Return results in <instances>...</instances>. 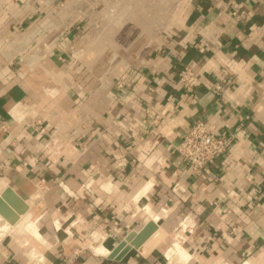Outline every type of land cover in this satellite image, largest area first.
<instances>
[{
    "label": "crops",
    "instance_id": "0c3cea01",
    "mask_svg": "<svg viewBox=\"0 0 264 264\" xmlns=\"http://www.w3.org/2000/svg\"><path fill=\"white\" fill-rule=\"evenodd\" d=\"M128 1L0 0V195L28 202L0 264H264V0ZM197 121L227 145L198 173Z\"/></svg>",
    "mask_w": 264,
    "mask_h": 264
},
{
    "label": "built area",
    "instance_id": "2783aa9c",
    "mask_svg": "<svg viewBox=\"0 0 264 264\" xmlns=\"http://www.w3.org/2000/svg\"><path fill=\"white\" fill-rule=\"evenodd\" d=\"M34 2L42 4L48 3L50 0H34ZM197 74L198 71L194 62L185 63L181 68L179 80L183 85L191 88ZM122 86V83L117 84V87ZM0 126L4 127L3 124ZM173 147L181 158L190 165L192 171L196 173L227 150L226 141L212 133L202 121H197L191 125L182 139ZM90 237L94 238L92 233Z\"/></svg>",
    "mask_w": 264,
    "mask_h": 264
},
{
    "label": "water",
    "instance_id": "95a60500",
    "mask_svg": "<svg viewBox=\"0 0 264 264\" xmlns=\"http://www.w3.org/2000/svg\"><path fill=\"white\" fill-rule=\"evenodd\" d=\"M8 200L12 204H14L18 209L15 210L9 203L6 201ZM27 209V203L10 187L7 186L4 188L0 195V215L9 221V223L13 224L18 219L19 212H24ZM157 229V224L153 221L149 220L145 223V225L138 231H130L126 234L125 238L120 241L108 254L109 258H114L116 260H120L123 255L129 251V249L134 246L138 247L139 243L152 231ZM160 232V231H158ZM161 237L162 234L158 233ZM153 240V239H152ZM151 240V242H152ZM157 240V239H156ZM129 242V243H127ZM150 242V243H151ZM156 242L150 245V248ZM149 248V249H150ZM149 249L143 250L146 253Z\"/></svg>",
    "mask_w": 264,
    "mask_h": 264
},
{
    "label": "bare ground",
    "instance_id": "6f19581e",
    "mask_svg": "<svg viewBox=\"0 0 264 264\" xmlns=\"http://www.w3.org/2000/svg\"><path fill=\"white\" fill-rule=\"evenodd\" d=\"M152 217H154L153 215H152ZM156 217H157V215H156ZM155 221V220H154ZM8 224H10V223H6L5 225H3V226H1L0 227V237H2V235H4L5 233H8V235L11 237V240L9 241V246L12 248V249H18L19 247H21V246H24L25 245V242H27V240L25 241V238L22 236V235H20V233H18L15 229H11V227H10V225H8ZM32 228V227H31ZM158 233H160V234H162L161 232H156V234H155V236H154V239L153 240H156V239H158L159 238V236L160 235H158ZM93 236H95L94 234H93ZM174 240H173V245H174V247H173V249L172 250H170L169 252H168V256H170L171 257V255L173 256H179V254L181 253V248H182V246H181V244H180V242L178 241V239L177 238H173ZM101 241H100V239H99V237H97V236H95L94 238H93V240L90 242L91 244H92V246H93V248H94V250L97 252V253H102V254H106L107 252H108V250H107V248L105 247V246H103L101 243H100ZM150 244V243H149ZM152 244V243H151ZM146 246V245H145ZM145 246L143 247V250H147L146 248H145ZM26 247V246H25ZM167 247V246H166ZM32 251V250H31ZM33 251H34V249H33ZM182 251H184V250H182ZM34 253H36V251L34 252ZM187 254V253H186ZM33 255V254H32ZM188 255V254H187ZM169 257V258H170ZM174 258V257H173ZM172 259V258H171ZM170 259V261H172ZM175 259V258H174Z\"/></svg>",
    "mask_w": 264,
    "mask_h": 264
},
{
    "label": "rangeland",
    "instance_id": "374dc122",
    "mask_svg": "<svg viewBox=\"0 0 264 264\" xmlns=\"http://www.w3.org/2000/svg\"><path fill=\"white\" fill-rule=\"evenodd\" d=\"M144 3H145V0H129L128 1V3L127 2H122V5H120L119 7H120V9H122L121 11L123 12V9L125 8V5H127L128 4V6L130 7V8H128V9H126L125 8V10L127 11L126 12V14L128 13V16H130L131 18H135L136 20H139V18H140V15H141V13H142V10H143V5H144ZM125 4V5H124ZM166 7H167V4H166V2H164V5H163V9H166ZM151 8H153V7H151ZM28 203V202H27ZM20 219H18L17 221H15V223H13V224H8V225H10V227H11V229H15L18 233H20V230L17 228L18 227V221H19ZM6 223H9V221H7L6 219H5V223H4V220L3 221H1L0 220V226H3V225H5ZM91 232V231H90ZM20 235H21V233H20ZM87 236L88 237H90L89 236V233H87ZM91 238V237H90ZM11 239V237L8 235V233H5L2 237H0V240L6 245V243L9 241ZM154 241V240H153ZM151 242V243H154V242ZM151 243L150 244H148V246H147V248L149 249L150 248V245H151ZM164 243V242H163ZM164 245V244H163ZM170 248V247H169ZM169 252V251H168ZM168 252H167V254H168Z\"/></svg>",
    "mask_w": 264,
    "mask_h": 264
}]
</instances>
